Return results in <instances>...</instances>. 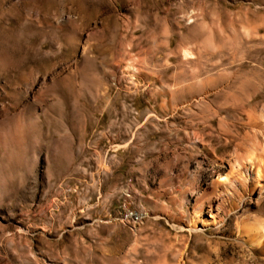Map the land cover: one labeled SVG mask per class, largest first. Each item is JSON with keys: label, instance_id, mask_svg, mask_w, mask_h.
I'll use <instances>...</instances> for the list:
<instances>
[{"label": "rangeland", "instance_id": "obj_1", "mask_svg": "<svg viewBox=\"0 0 264 264\" xmlns=\"http://www.w3.org/2000/svg\"><path fill=\"white\" fill-rule=\"evenodd\" d=\"M262 113L264 0H0V264H264Z\"/></svg>", "mask_w": 264, "mask_h": 264}, {"label": "bare ground", "instance_id": "obj_2", "mask_svg": "<svg viewBox=\"0 0 264 264\" xmlns=\"http://www.w3.org/2000/svg\"><path fill=\"white\" fill-rule=\"evenodd\" d=\"M260 119L261 120L259 121V123H256V124L264 128V113L260 115ZM254 152H255L254 154L255 158H253L254 157L253 155V157H250L246 161V163L238 162V166L241 167V169L243 168L247 172L253 173L254 175H258L259 171H261L264 168V146L260 148H256ZM225 180L229 181L230 179L228 178V176H226ZM210 204H211V201H210ZM250 243L251 245H253L250 248V250H252L254 254L260 253L264 255V232L261 231V233L259 234V236L256 237V239H250ZM223 254H225V251L223 252ZM216 259L218 260L219 258H216ZM249 263L250 262H246L245 264H249ZM252 264H256V262L252 260Z\"/></svg>", "mask_w": 264, "mask_h": 264}]
</instances>
